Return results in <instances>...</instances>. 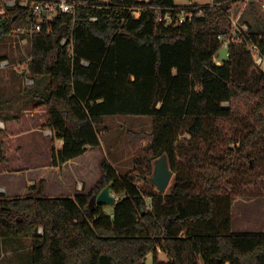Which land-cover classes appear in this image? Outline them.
Here are the masks:
<instances>
[{"label": "trees", "instance_id": "trees-1", "mask_svg": "<svg viewBox=\"0 0 264 264\" xmlns=\"http://www.w3.org/2000/svg\"><path fill=\"white\" fill-rule=\"evenodd\" d=\"M19 1L0 13V42L28 35L15 32L29 26V7ZM222 17L207 11L192 23L164 27L153 9L137 18L129 9L88 5L78 8L75 20L62 13L33 32L28 70L34 81L24 96L28 108L43 113L7 112L17 97L0 91V121L24 128L10 133L0 124V171L26 169L24 161L15 167L6 136L11 146L37 126L49 130L51 154L36 163L61 166L101 145L106 115L127 114L154 121L151 131L128 130L135 161L167 154L177 173L171 193H148L104 157L90 194L47 196L43 180L24 196L8 198L0 191V240H31L32 264H264V232L232 228V205L240 194L230 191L245 161L264 162V70L238 44L221 64L215 62ZM8 56L0 54V60ZM240 116L246 122L237 132L231 123ZM185 133L187 142H178ZM187 163L192 173H182ZM107 185L116 195L111 211L104 204L92 208L91 197ZM223 197L230 203L225 230L214 222ZM149 252L152 263L145 260Z\"/></svg>", "mask_w": 264, "mask_h": 264}, {"label": "rangeland", "instance_id": "rangeland-1", "mask_svg": "<svg viewBox=\"0 0 264 264\" xmlns=\"http://www.w3.org/2000/svg\"><path fill=\"white\" fill-rule=\"evenodd\" d=\"M189 1L174 0L176 4H186ZM2 3L5 4L6 0L0 1V13H3ZM247 10L248 12L244 13V17L249 18L254 27L264 30V9L262 6L258 2H251L248 3ZM21 39V36H15L0 42V54H8L7 58L11 61L10 68L0 70V91H3L8 96L17 97L9 109H7V112L27 115L26 111L32 110V108H28L27 97L24 96L27 86L32 85V83L27 81L31 77L28 70L31 43L29 41L21 44ZM228 50L229 48L226 45H222L216 53L215 59L220 61L227 59ZM14 70L21 74L20 78L15 77V74L12 72ZM243 121L244 123L246 122V118L243 119V116L234 119L231 123V128L234 131L241 132L243 130ZM153 126V117L149 115H106L104 124L100 127L101 145L94 148L90 147V150L95 149L94 152L86 154L85 157L80 159V162L73 164V160L69 164L58 166L57 172L52 167L46 174H43L44 167H35V171L26 172L25 169L17 170L20 167H16V165L18 164L17 161L23 163L26 159H29V161L32 159L34 164L37 161L40 163L47 161L48 155L51 154V137L53 136V134L51 136L49 130L37 126L31 129L34 132L23 136L20 135L19 138L14 139V144L11 146V138L6 136L8 152L12 160H16L14 161L16 168H13L14 170H10V172H5V170L0 171L2 172L0 173V187L8 185V187L6 186L8 190L4 191L8 198L24 196L34 191V189L37 190L42 180L44 181V189L46 191L47 177H50V187H52L50 191H55V193L60 192L62 189H65L64 185L72 191V186L74 185L77 192L74 194L66 189L64 192L66 196H75L80 193L90 194L101 177L100 162L104 157H107L119 173L125 174L130 172L143 191L159 193L161 191L153 183L152 177L155 173L156 162L160 157L141 156L142 162L137 163L128 140V130L151 131ZM188 138H190L188 133L182 134L178 142H187ZM18 145H22L23 148H18ZM56 145L58 148L62 147L63 140L56 139ZM178 159L186 162L182 157H178ZM235 160L238 161L239 158L237 157ZM243 164V167L239 168V176L236 178L237 186L230 188V191L240 194L235 197L232 205V215L234 213L233 227L234 230L239 231L255 230L264 232V162L262 160H255L252 165L247 161ZM82 165H85V167L82 168ZM237 166L239 167V163H237ZM185 170L182 173H192L193 171L189 163L185 164ZM173 171L172 180L166 191L161 193L168 194L172 192V186L175 183L177 173L176 170L173 169ZM28 176H30V181L26 182ZM148 200L151 205V198L149 197ZM229 205V199L223 197L214 220L216 226L223 230L225 228L222 226V223L228 216ZM111 206H107L108 211H111ZM186 231L187 229L183 233L185 234ZM32 249L33 244L27 238L2 239L0 240V264H32ZM158 249L160 258L168 260L166 252L161 250V248ZM145 260L148 263L153 262L152 252L146 254Z\"/></svg>", "mask_w": 264, "mask_h": 264}, {"label": "built area", "instance_id": "built-area-1", "mask_svg": "<svg viewBox=\"0 0 264 264\" xmlns=\"http://www.w3.org/2000/svg\"><path fill=\"white\" fill-rule=\"evenodd\" d=\"M5 1V0H4ZM17 0H6L2 3L3 13L7 6H12ZM151 0H135L133 3L127 0H20L21 5L29 7V26L17 28V34L28 33L22 37L21 44L30 41L34 31L42 29L43 23H50L56 16L69 13L76 19L78 8L93 5L100 10L129 9L135 17H140L143 10L153 9L157 23L164 27H176L186 23H192L196 17H202L207 11L219 12L222 18L217 20L219 27L215 29V38L220 45L228 48L232 44L243 45L251 54L256 68L264 70V30L254 27L249 18L244 17L248 12V3L258 2L264 9V0H190L186 4L154 5ZM95 21L98 16H91ZM68 38H63L62 43H67ZM31 43V42H30ZM229 54V50H228ZM30 57L28 58V60ZM215 62L221 64L222 61ZM11 61L8 58L0 60V70L8 69ZM33 83V78H28ZM4 127V122L0 121Z\"/></svg>", "mask_w": 264, "mask_h": 264}, {"label": "water", "instance_id": "water-1", "mask_svg": "<svg viewBox=\"0 0 264 264\" xmlns=\"http://www.w3.org/2000/svg\"><path fill=\"white\" fill-rule=\"evenodd\" d=\"M173 174L174 171L170 166L168 156L164 154L156 162V169L152 181L161 192H164L172 180ZM115 202L116 195L111 191V186L107 185L98 195L91 197L89 204L94 208L96 204L114 205Z\"/></svg>", "mask_w": 264, "mask_h": 264}, {"label": "crops", "instance_id": "crops-1", "mask_svg": "<svg viewBox=\"0 0 264 264\" xmlns=\"http://www.w3.org/2000/svg\"><path fill=\"white\" fill-rule=\"evenodd\" d=\"M31 111V112H30ZM26 113H28L27 114V116L28 115H35V114H38V113H43V111L40 109V110H29V111H26ZM26 115V114H25ZM2 121L4 122V127L6 128V127H8L9 128V130H10V133H12V131L14 130H16V131H18V130H23L24 131V128H23V126H21V125H19L16 121H14V120H5V119H2ZM92 148V147H91ZM95 151V149H93V150H90V147L88 148V151L87 152H85L83 155H81V156H79V157H76V158H74V159H71L70 161H68L67 163H65V164H63V166L64 165H66V164H69V162H72L73 160H74V162H73V164L75 163V162H80V159L81 158H83V157H85V155L86 154H90V153H92V152H94ZM76 160V161H75ZM24 163H25V171L26 172H32V170L33 171H35L34 169H35V167H44L45 169H44V172H43V174H46L47 172H49V169L50 168H52L53 167V170H55V172H57V167L58 166H52V165H50V164H44V165H40L39 163H35V164H33V163H31L30 162V164H29V159H28V163H26V161H24ZM83 163V162H82ZM34 165V166H33ZM85 167V165L83 166L82 165V168H84ZM7 172H10L9 170H6ZM5 171V172H6ZM18 172H20V171H18ZM0 173H2V172H0ZM21 174V173H20ZM64 180V179H63ZM75 180V179H74ZM28 181H30V176H28V178H27V180H26V182H28ZM66 183V182H65ZM64 185V184H63ZM7 187H8V185H6ZM6 186H2V187H0V190H1V192H6L7 190H8V188L6 187ZM51 186V180H50V177H47V185H46V191H45V194L47 195V196H59V195H65V191H66V189H67V191H70L68 188H66V185H64V188L65 189H62L60 192H56L55 193V191H50V189H52V187H50ZM55 188H59V187H55ZM75 190H77V189H75L74 188V185L72 186V191H70V192H72V193H76L77 191H75ZM234 211V210H233ZM233 215H234V213H233ZM233 225H234V223L232 224V228L234 229V227H233Z\"/></svg>", "mask_w": 264, "mask_h": 264}]
</instances>
